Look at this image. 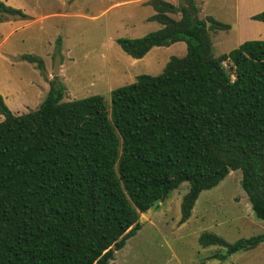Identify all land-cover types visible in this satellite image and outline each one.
I'll use <instances>...</instances> for the list:
<instances>
[{"label": "trees", "instance_id": "obj_1", "mask_svg": "<svg viewBox=\"0 0 264 264\" xmlns=\"http://www.w3.org/2000/svg\"><path fill=\"white\" fill-rule=\"evenodd\" d=\"M194 1L146 2L153 11L146 20L159 28L117 39L120 50L138 60L183 42L185 54L157 76L112 90L109 105L99 96L62 101L55 78L23 114L0 96V264H109L139 229V214L184 183L182 224L199 193L234 170L264 222V40L212 57L207 28L229 25L199 19ZM8 19L26 15L0 0V22ZM250 19L264 23V11ZM19 59L43 73L40 59ZM263 240L201 233L197 244L218 247L207 259L222 262Z\"/></svg>", "mask_w": 264, "mask_h": 264}, {"label": "rangeland", "instance_id": "obj_2", "mask_svg": "<svg viewBox=\"0 0 264 264\" xmlns=\"http://www.w3.org/2000/svg\"><path fill=\"white\" fill-rule=\"evenodd\" d=\"M1 1L23 11L26 20H22V24L35 20L16 31L0 47V65L7 73L9 71L14 88L26 90L27 100H31L37 91L30 84L40 85L43 78L48 84L55 78L63 86L62 101L99 96L109 105L112 90L133 83L138 75L157 76L171 57L181 58L185 54L183 42L154 47L138 60L131 59L120 50L117 39L139 38L159 28L156 22L146 20L152 14L151 8L145 5L148 0ZM166 1L177 4L173 6L183 4V0ZM194 2L198 10L200 8L199 19L208 16L229 25L223 31L207 28L212 57L236 48L241 41L264 40V32L260 31L263 27L250 19L264 11V0ZM237 3L240 7L244 3L247 12L254 14L247 19L244 15L236 18L234 10ZM171 17L178 19V15ZM6 50L15 56L13 60L2 55ZM55 54H58L60 64L58 74L53 76ZM21 55L40 59L43 73L33 64L21 61ZM222 66L227 67L224 63ZM46 91H38L37 99L32 102L17 101V112L23 114L24 108L28 111L36 108ZM4 104L9 109V104ZM186 189L187 184H181L167 198L139 214V229L125 241L121 250L113 253L109 264H264V240L253 249L230 255L223 262L207 260L218 247L201 248L197 244L201 233L218 235L228 243L264 235V222L254 218L240 187L239 170L230 171L215 187L200 192L190 217L180 224L179 203ZM238 217L240 221L235 220Z\"/></svg>", "mask_w": 264, "mask_h": 264}, {"label": "crops", "instance_id": "obj_3", "mask_svg": "<svg viewBox=\"0 0 264 264\" xmlns=\"http://www.w3.org/2000/svg\"><path fill=\"white\" fill-rule=\"evenodd\" d=\"M165 2L169 3V1H166V0H165ZM244 3H245V1H244ZM244 3L242 4V7H240L238 5V3H237V5L235 7V10H234V15L236 16V18H241V16L244 15V17L247 19L248 17H250L251 15L254 14V13H250L249 14L247 12V8L245 7ZM170 4H172V3H170ZM255 4H257L258 6L260 5V4L256 3V2H255ZM172 5H177V4H172ZM18 6H20V4H18ZM252 7H255V5H252ZM199 10H200V8H199ZM259 12H261V11H259ZM152 14H153V11H152ZM151 15H149V16H151ZM197 16H198V14H197ZM205 17H208V16H204L202 18H205ZM34 21L32 20L31 23L33 24ZM254 22H257L256 25H258L260 27H263V29H261L260 31L264 32V23H261V22H258V21H254ZM22 23H23L22 20H16V21L6 20V21H3V22H0V47H2L9 40V38L13 34H15L16 31H20L24 27H27V26H29L31 24L30 23V24H27V25L25 24L24 25ZM256 39H259V36H257ZM240 43H242V41ZM2 55L10 58V60H13V58L15 57L10 52L8 53V50H6ZM8 63H10V62H8ZM8 75L11 77L9 71L7 73L5 71V69L0 65V96L2 97L3 102L9 104L8 106H9V109H10V111L12 113L20 114L19 112H17V109L15 108V105H16L17 101L21 100V101L32 102L33 100L37 99L36 97H37V92L38 91L41 92V90H42L43 92H45V90L48 89V84L44 80V78L40 79V82H39L40 85H38V84H36V85L30 84L32 87L37 88L36 89L37 91L35 92V94H33L31 100L30 99L27 100L28 98H27L26 90L22 89V88H18V87H17L18 89L14 88L12 80H11V78ZM34 109L35 108L30 109V110H34ZM28 110L26 108H24V112H22V113H26ZM0 120H1V118H0ZM235 220L236 221H240L241 218L238 217V218H235ZM233 227L236 229V226L233 225ZM228 257L224 261H226L228 259ZM232 261H236V260H232ZM231 263H233V262H231Z\"/></svg>", "mask_w": 264, "mask_h": 264}, {"label": "water", "instance_id": "obj_4", "mask_svg": "<svg viewBox=\"0 0 264 264\" xmlns=\"http://www.w3.org/2000/svg\"><path fill=\"white\" fill-rule=\"evenodd\" d=\"M206 26H208V23H206ZM59 64H60V59L58 57V54H55L54 55V62H53V69H52L53 76H56L58 74Z\"/></svg>", "mask_w": 264, "mask_h": 264}]
</instances>
